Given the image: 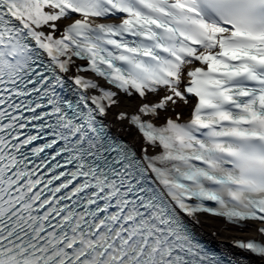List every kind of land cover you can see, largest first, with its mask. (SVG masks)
Wrapping results in <instances>:
<instances>
[{
    "label": "snow or ice",
    "instance_id": "1",
    "mask_svg": "<svg viewBox=\"0 0 264 264\" xmlns=\"http://www.w3.org/2000/svg\"><path fill=\"white\" fill-rule=\"evenodd\" d=\"M0 264H264V0H0Z\"/></svg>",
    "mask_w": 264,
    "mask_h": 264
},
{
    "label": "bare ground",
    "instance_id": "2",
    "mask_svg": "<svg viewBox=\"0 0 264 264\" xmlns=\"http://www.w3.org/2000/svg\"><path fill=\"white\" fill-rule=\"evenodd\" d=\"M205 222L203 223L204 226H209L216 230L217 235L220 238L227 239L229 237H232L234 235H240L243 233V231H237L235 229H228L221 226V222L218 219L211 218L206 216ZM253 226V225H252ZM250 226V227H252ZM197 231H199L197 228H195ZM205 235V234H204Z\"/></svg>",
    "mask_w": 264,
    "mask_h": 264
}]
</instances>
